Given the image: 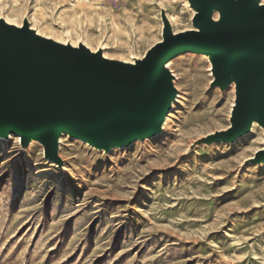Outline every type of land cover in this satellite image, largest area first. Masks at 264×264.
<instances>
[{
  "label": "rangeland",
  "instance_id": "rangeland-1",
  "mask_svg": "<svg viewBox=\"0 0 264 264\" xmlns=\"http://www.w3.org/2000/svg\"><path fill=\"white\" fill-rule=\"evenodd\" d=\"M162 13L175 33L193 28L185 0H0L1 19L114 61L159 42ZM168 70L177 96L154 137L107 153L62 137L61 166L0 138V264H264V163L250 162L264 130L206 143L235 90L210 87L202 55Z\"/></svg>",
  "mask_w": 264,
  "mask_h": 264
},
{
  "label": "water",
  "instance_id": "water-1",
  "mask_svg": "<svg viewBox=\"0 0 264 264\" xmlns=\"http://www.w3.org/2000/svg\"><path fill=\"white\" fill-rule=\"evenodd\" d=\"M186 1L193 29L173 33L162 13L161 41L132 65L0 20V138L16 136L22 148L36 141L61 166L64 135L105 153L154 137L177 96L165 65L184 54L209 58L211 88L234 84L229 127L206 143H233L253 123L264 130V1ZM250 162L264 163V148Z\"/></svg>",
  "mask_w": 264,
  "mask_h": 264
},
{
  "label": "bare ground",
  "instance_id": "bare-ground-1",
  "mask_svg": "<svg viewBox=\"0 0 264 264\" xmlns=\"http://www.w3.org/2000/svg\"><path fill=\"white\" fill-rule=\"evenodd\" d=\"M263 1L264 0H261V3H263ZM185 2H186V5H189V3L185 0ZM192 13H193V15L192 16H194L195 15V12L192 10ZM166 18H167V20H168V22H169V24H170V27H171V29H172V31H173V33H175L174 32V30H173V28H172V26H171V20H170V18H168L167 16H166ZM213 19L216 21L217 20V16L216 15H214L213 16ZM0 20H3V21H5L7 24H9V25H13V26H15V27H17V28H21V26H22V24H23V22L24 21H26L27 23H28V25H29V22H28V20L27 19H23V22H22V24L21 23H13V22H10L9 20H4V19H1L0 18ZM29 28L31 29V30H33L37 35H39V36H41V37H44V38H46V39H51V37H48V36H44L43 34H41L39 31H37V30H34L33 28H31L30 26H29ZM193 29V28H192ZM192 29H190V30H192ZM183 32V31H182ZM162 35V34H161ZM161 39H162V36H161ZM161 39L159 40V42L161 41ZM51 40H53V39H51ZM53 41H55V42H57V43H60V44H62V45H70L71 47H73V48H76V47H78V45H83V46H85L83 43H78L77 45L76 44H69V43H65V42H59V41H56V40H53ZM159 42H157V43H159ZM156 44V43H155ZM87 49H89L87 46H85ZM90 50V49H89ZM97 51H101V53H102V56H103V58L104 59H108V60H112V59H110V58H108L107 56H106V54L105 53H103L102 51V49L101 48H99V49H97L96 51H93V50H90V52H92V53H96ZM144 56V55H143ZM143 56H142V58H143ZM142 58H140V59H142ZM140 59H138V58H135V59H133V60H130V61H126V60H118V61H120V62H122V63H127V64H134V62L136 61V60H140ZM174 60V59H173ZM173 60H170L166 65H165V67L167 68V69H169V67H170V65H171V63H172V61ZM207 60H208V58H207ZM172 74V73H171ZM230 89H234V84L232 83L231 84V86H230ZM231 110H232V107H231ZM165 126V123L163 124V126H162V128ZM229 127V126H228ZM256 127H259L256 123H253V125H252V130L251 131H253L254 129H256ZM12 137V135H10L9 136V138H11ZM62 137H68V136H66V135H64V136H62ZM62 137H60V139H59V145H60V143H61V139H62ZM240 138H242V137H240ZM240 138H238V139H240ZM237 139V140H238ZM236 140V141H237ZM34 144V141H31V143H30V146H32ZM113 150H117V148H115V149H113ZM58 155H59V152H58Z\"/></svg>",
  "mask_w": 264,
  "mask_h": 264
}]
</instances>
